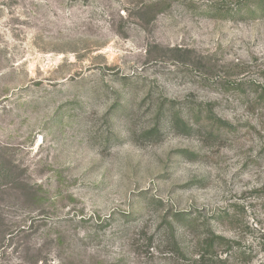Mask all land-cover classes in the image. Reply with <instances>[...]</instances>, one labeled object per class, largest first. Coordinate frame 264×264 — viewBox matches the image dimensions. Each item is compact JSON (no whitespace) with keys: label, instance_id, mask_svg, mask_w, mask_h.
Instances as JSON below:
<instances>
[{"label":"rangeland","instance_id":"obj_1","mask_svg":"<svg viewBox=\"0 0 264 264\" xmlns=\"http://www.w3.org/2000/svg\"><path fill=\"white\" fill-rule=\"evenodd\" d=\"M0 158V264H264V0H0Z\"/></svg>","mask_w":264,"mask_h":264},{"label":"trees","instance_id":"obj_2","mask_svg":"<svg viewBox=\"0 0 264 264\" xmlns=\"http://www.w3.org/2000/svg\"><path fill=\"white\" fill-rule=\"evenodd\" d=\"M198 113H199L197 116L198 119H195L194 124L200 123L201 118H199V117H200L201 113H203V110L202 109L199 110ZM203 118H204L203 122L205 123V125L208 129V135L209 134H217L219 132L220 133H229V132L233 131V128H231L232 127L231 124H229L225 120H222V119L216 117V115L212 111H210V113L205 114V117H203ZM172 121H173V124H175V125H173L175 127L181 126L185 130H192V128H193V127H191L188 119L183 118L181 113H177L176 115H174ZM0 163H2L1 158H0ZM1 166L2 165L0 164V167ZM0 174H2L1 170H0ZM224 242H225V239H223L222 237H219V236H215L213 233L210 232V235L205 238L204 246H205L206 250L212 251L216 246H218V245L220 246V245L224 244Z\"/></svg>","mask_w":264,"mask_h":264}]
</instances>
